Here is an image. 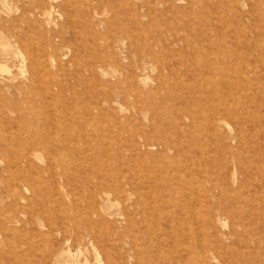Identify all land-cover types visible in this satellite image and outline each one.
Masks as SVG:
<instances>
[{"label":"rangeland","instance_id":"rangeland-1","mask_svg":"<svg viewBox=\"0 0 264 264\" xmlns=\"http://www.w3.org/2000/svg\"><path fill=\"white\" fill-rule=\"evenodd\" d=\"M0 264H264V0H0Z\"/></svg>","mask_w":264,"mask_h":264},{"label":"bare ground","instance_id":"bare-ground-1","mask_svg":"<svg viewBox=\"0 0 264 264\" xmlns=\"http://www.w3.org/2000/svg\"><path fill=\"white\" fill-rule=\"evenodd\" d=\"M60 70V69H59Z\"/></svg>","mask_w":264,"mask_h":264}]
</instances>
